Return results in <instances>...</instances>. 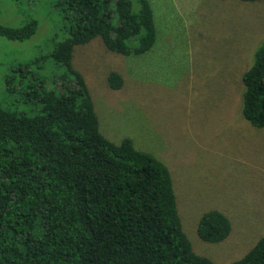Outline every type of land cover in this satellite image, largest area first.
Wrapping results in <instances>:
<instances>
[{"label":"trees","instance_id":"obj_1","mask_svg":"<svg viewBox=\"0 0 264 264\" xmlns=\"http://www.w3.org/2000/svg\"><path fill=\"white\" fill-rule=\"evenodd\" d=\"M62 4L65 34L44 55L49 74L33 75L25 93L37 111L0 106V264H216L194 250L182 228L167 164L130 137L116 143L100 131L89 87L72 61L74 46L96 36L122 54L150 50L157 38L151 0ZM35 30V21L0 24L9 40ZM107 82L120 89L124 78L112 70ZM242 83V113L264 127V40ZM231 228L218 209L198 223L211 242ZM226 264H264V235Z\"/></svg>","mask_w":264,"mask_h":264},{"label":"rangeland","instance_id":"obj_2","mask_svg":"<svg viewBox=\"0 0 264 264\" xmlns=\"http://www.w3.org/2000/svg\"><path fill=\"white\" fill-rule=\"evenodd\" d=\"M63 2L0 0V24L36 22L30 38L0 36L1 107L37 111L25 93L33 75L49 74L44 55L65 34ZM151 3L157 38L150 50L122 54L96 36L74 46L72 61L89 87L100 131L116 143L130 137L167 164L194 250L226 264L264 235V127L242 113V74L264 40V0ZM112 70L124 78L120 89L107 82ZM211 209L232 225L219 242L198 233L200 217Z\"/></svg>","mask_w":264,"mask_h":264}]
</instances>
